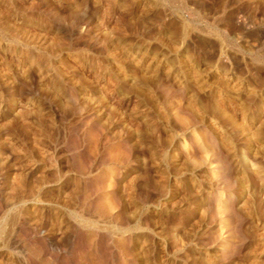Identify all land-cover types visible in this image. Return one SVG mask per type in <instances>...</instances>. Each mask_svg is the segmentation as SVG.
Returning a JSON list of instances; mask_svg holds the SVG:
<instances>
[{
    "label": "rangeland",
    "instance_id": "rangeland-1",
    "mask_svg": "<svg viewBox=\"0 0 264 264\" xmlns=\"http://www.w3.org/2000/svg\"><path fill=\"white\" fill-rule=\"evenodd\" d=\"M0 264H264V0H0Z\"/></svg>",
    "mask_w": 264,
    "mask_h": 264
}]
</instances>
